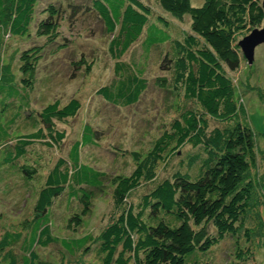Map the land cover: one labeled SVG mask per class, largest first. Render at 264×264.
<instances>
[{
	"label": "trees",
	"instance_id": "obj_1",
	"mask_svg": "<svg viewBox=\"0 0 264 264\" xmlns=\"http://www.w3.org/2000/svg\"><path fill=\"white\" fill-rule=\"evenodd\" d=\"M154 2L173 17L188 16L190 32L181 40L171 39L167 21L158 16L150 22V8L139 0L49 3L41 11L43 16L34 26L35 34L48 43L59 35L64 21L70 27L84 16L100 22L109 36L107 54L113 61L109 83L96 90L105 102L129 107L147 88L143 70L122 59L144 34L141 45L145 52L161 44L169 47L160 64L169 78L157 77L153 84L165 90L181 91L184 103L169 128L154 140L145 158L128 176L109 179L106 173L80 162L82 146L101 138L100 131L84 125L66 157L55 159L46 173L37 192L27 236L15 232L16 226L11 225L1 237L0 251L9 259L7 264H41L33 246L44 248L57 241L50 234L54 200L66 195L77 202L80 213L69 219L68 226L78 228L81 216L91 205L93 189L101 188L106 180L112 186V211L107 224L96 237L85 234L60 241L68 252L88 251L94 243L100 264H202L205 254L219 241L235 238L244 230L243 217L254 202L264 204V183L259 185L260 195L248 177L255 156L264 152V132L258 145L242 97L235 95L233 82L227 75V71L237 70L241 60L234 43L235 34L250 32L264 20L261 2L203 0L195 7L190 5V0ZM36 3L37 0H0V151L3 154L0 182L7 173L23 181L34 180L39 174L40 155L34 156L32 147L36 144L44 148L59 147L64 132L56 129L55 122L74 117L80 108L79 100L71 98L62 106L53 101L25 114L42 45L20 51L18 77L9 65L1 64L5 40L29 35ZM74 66L78 70L85 63L81 60ZM22 114L32 121L34 129L12 137L10 128ZM210 120L214 122L212 127L208 124ZM183 145L200 148L190 160L191 163L200 159L194 177L176 172L170 178L152 183L133 201L131 193L141 182L153 181L156 163L164 162L168 152L172 154ZM18 242L19 253L15 254L11 249Z\"/></svg>",
	"mask_w": 264,
	"mask_h": 264
},
{
	"label": "rangeland",
	"instance_id": "obj_2",
	"mask_svg": "<svg viewBox=\"0 0 264 264\" xmlns=\"http://www.w3.org/2000/svg\"><path fill=\"white\" fill-rule=\"evenodd\" d=\"M86 3L88 0H37L34 19L28 36L8 38L4 42L1 64L9 65L16 77L18 72V55L21 50L32 45H42L43 52L34 75L32 89L28 93L29 109L25 114L34 113L53 101L59 105L66 104L71 98L80 102V108L74 117L66 121L55 122L56 129L64 132V139L57 148H44L36 144L32 148L34 156L40 155L39 174L32 181H23L15 175L6 174L0 182V239L8 227L16 226L15 232L26 235L33 218V206L43 179L58 157H66L71 143L79 139L84 125L100 131L101 138L93 144L80 149L79 160L98 171L104 172L111 179L116 176H128L137 164L150 151L154 140L169 128L170 122L177 117L183 105L182 92H171L154 85L157 77L166 76L160 64L162 56L169 49L167 44L151 47L144 51L141 42L142 34L122 56V59L137 65L143 70V77L148 80L147 88L138 101L129 107H115L105 102L96 90L109 83L112 77V64L107 54L109 36L104 32L100 22L91 16L79 18L73 26L67 21L61 23L59 35L48 43L44 37L35 34V24L43 16L41 11L49 3L65 5ZM150 8V22L160 16L167 21V30L171 39L181 40L190 32L188 16L173 17L163 12L154 0H139ZM261 2V0H259ZM203 0H190L191 6H200ZM264 20L258 29L263 28ZM249 31L235 34L234 43L247 36ZM239 48V47H238ZM240 52V63L236 71H227L233 82L235 95L242 97L249 126L254 133L255 141L261 143L264 132V43L254 48L252 61L249 64ZM81 60L89 69H74L75 63ZM20 115L10 128L12 137L22 135L34 129L26 115ZM212 127L214 122L209 121ZM259 147V146H258ZM258 150V149H257ZM264 150V146H262ZM200 148L183 145L167 159L158 161L153 168L154 179L142 181L140 187L131 193V199L145 193L150 185L172 174L179 172L194 177L200 159L190 163ZM0 151V159L2 158ZM248 177L252 180L261 195L260 184L264 183V152L255 156L254 165H250ZM261 186V185H260ZM112 186L106 180L99 189H93L91 205L88 212L81 216L78 228L68 226L72 216L80 213V207L73 199L62 195L55 199L50 215V234L57 241L41 248L33 246L41 264H100L95 244L89 250L83 249L68 252L61 240H70L85 234L96 237L109 221L112 211ZM259 200V198H257ZM255 201V199H254ZM252 204L243 217L244 230L235 238L225 237L203 257L202 264H264V204L262 201ZM245 233L246 236H245ZM11 251L19 253V242L12 245ZM238 254L241 256H238ZM244 255V256H243ZM240 257V258H238ZM6 254L0 251V264H7Z\"/></svg>",
	"mask_w": 264,
	"mask_h": 264
},
{
	"label": "water",
	"instance_id": "obj_3",
	"mask_svg": "<svg viewBox=\"0 0 264 264\" xmlns=\"http://www.w3.org/2000/svg\"><path fill=\"white\" fill-rule=\"evenodd\" d=\"M261 6L264 10V0H261ZM261 43H264V26L260 29L255 28L251 30L247 36L237 42V46L239 47L242 56L250 64L254 48Z\"/></svg>",
	"mask_w": 264,
	"mask_h": 264
}]
</instances>
